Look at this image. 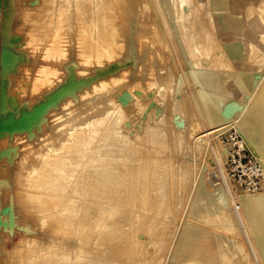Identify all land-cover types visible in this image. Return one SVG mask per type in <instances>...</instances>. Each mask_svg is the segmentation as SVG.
<instances>
[{"label":"rangeland","instance_id":"obj_1","mask_svg":"<svg viewBox=\"0 0 264 264\" xmlns=\"http://www.w3.org/2000/svg\"><path fill=\"white\" fill-rule=\"evenodd\" d=\"M85 1V12L80 22L91 36L107 34L105 40L99 41L105 47L112 43L111 31L107 27L111 20L115 21L121 33L118 36V46L111 56L102 54L97 57L95 42L98 40H90L89 35L87 41L90 46L87 48L92 51V57L85 58L80 53V40L77 37L74 40L65 37V27L58 28V35L64 39L66 55H54L57 53L58 42L52 33L59 24L52 20L46 23L53 31L48 40L51 51L45 55L42 34L40 27L35 25V17L40 11L44 12L49 7L48 4L51 8L54 7L50 0H5V6L0 10L1 41L7 39L12 50L25 54V57L18 58L3 78V90L7 96L4 115L8 122L0 141V264H20L17 253L29 240H35L37 248L42 251L49 250L50 245H60L59 241L71 244V237L58 234L51 219L42 225L34 212H28L21 198L26 188V173L30 167L40 164L42 154L47 153L52 145H58L68 137L67 130L70 127L78 123L87 126L90 120L103 117L106 110L113 111L118 105V110L106 118L103 124L94 126L98 130L94 143L101 141V138L104 140L106 127L111 126L110 123L120 116L115 127L129 134L128 138H135V156H143L144 159L151 156V160H157L166 166L165 190L168 199L160 207L153 205L152 209H145L131 238H117L112 243L118 244L116 252L123 254L129 264H184L179 258L178 248L184 245L190 232V229L185 230L188 229L187 226L194 228V234L203 235L208 229L219 228L207 220L208 215L191 211L190 203L199 192L201 184L208 189L221 186L224 171L227 180L231 182L229 184L233 193H242L227 172V153L223 152L221 160L214 153L215 148L222 149L226 146L222 140V132L237 130L244 137L248 148L264 163V98L259 99L254 114L251 112L255 104L254 95L262 91L264 65L248 64L240 67L226 55H220L216 43L208 54L201 53L199 65L216 69L223 84L227 85L232 80L225 77L224 71H243L254 82L251 91L242 94L241 98L227 97L222 104V122L215 120L211 123L205 113L206 101L200 93L201 90L210 91V86L202 84L210 75L205 68L198 69L190 62L188 50L184 51L178 35L171 29L170 18L162 0ZM191 1V6L185 5L184 10L187 12L199 6L197 9L200 14L195 9L191 10V25L187 31L201 35L207 28L216 33L199 0ZM178 5L177 2V9L184 11ZM50 11H55V7ZM242 12L243 10L236 8V19ZM198 28L201 30L198 31ZM31 33H37L40 37L38 44L30 42ZM216 40L221 39L216 37ZM34 54L38 55L37 62L30 59ZM73 55L79 62L74 70L75 80L71 86L68 85L69 88H65L66 91L56 94L69 83L71 76L62 61L68 62ZM220 58L223 61L219 63ZM112 62H116V68L110 67ZM41 63L47 65L50 76V80L45 83L40 79L35 80ZM102 83L105 85L102 86ZM226 85L223 91L228 92L229 87ZM165 87L169 88L168 91ZM173 102H179L176 108H173ZM226 108L230 109L226 111ZM244 119L247 127L241 124ZM215 125L219 126L213 128L211 134L204 139L200 138ZM152 130L161 131L162 138H156ZM180 135L186 136L190 143V147L184 151H179L176 144ZM154 139L156 142L153 143ZM179 163L189 165L190 172L189 181L178 200L179 184L173 176ZM248 197L249 195H241L236 199L246 230L238 228L227 232L244 246L241 255L236 260L210 258V251L215 250L216 245L219 246L221 239L209 234L198 242L204 248L198 255L202 264H264L260 252L264 238V208L254 212ZM257 214L261 216L260 220H257ZM92 242L90 240L86 246L90 251L94 246ZM108 246L109 243H105L101 249Z\"/></svg>","mask_w":264,"mask_h":264},{"label":"bare ground","instance_id":"obj_2","mask_svg":"<svg viewBox=\"0 0 264 264\" xmlns=\"http://www.w3.org/2000/svg\"><path fill=\"white\" fill-rule=\"evenodd\" d=\"M50 2L54 5L55 11L49 12L54 7L51 8L50 4H48L49 7L44 12L40 11V14L35 17V25L40 27L39 31L42 34L41 40L43 41L45 55L51 51L48 40L49 34L53 31L52 28L47 27L46 23L52 20L59 24H57L58 27L56 25V33H52L57 37L55 41L58 42L57 53H54V55H66V44L63 43L64 39L58 35V28L65 27L67 35L65 37H68L69 40H74L77 37L82 47L81 55L85 58H91L92 51L87 48L90 46L87 40H89L91 35L85 25L80 22L83 17L82 14L85 12L86 1L50 0ZM161 2L170 18L172 31L178 35V40L184 51L188 50L190 62L198 69L205 68L210 75L206 80L202 81V84L206 87L210 86V91L201 90L200 93L206 101L205 113L208 120L211 123L215 122V120L221 123L223 120L222 104L225 99L229 96L241 98L242 94L251 91L254 82L249 79V74L243 71H224L225 77L232 80L227 85L223 84L221 76H217L216 69H208L199 65L201 64L200 57L204 53L208 54L212 45L214 46V43H216L219 48L218 53L226 55L227 58L229 57L240 67L248 64L255 66L257 64L264 65V0H246L243 2L240 0H199L209 21L216 30V33H214L205 27L206 32L204 31L205 33L201 35L187 31L191 25V10L195 8L186 12L184 6L190 5L191 0H162ZM177 2L179 4L178 8H183L184 11L177 9ZM4 6L5 0H1L0 10ZM236 8L243 10L237 19ZM196 9L195 11L199 10ZM198 13L200 14L199 11ZM192 15L194 17V14ZM108 24L107 27L111 31L112 43L105 47L102 41H99L105 40L104 38L107 37V34L100 33L97 36L90 37V40H98L95 42L97 57L102 54L111 56L118 46V36L121 33L115 21L111 20ZM53 27L55 26L53 25ZM199 30L201 29L198 28ZM31 34L30 42L38 44L40 37L37 36V33ZM216 37L221 40H216ZM201 43L203 44L200 45ZM19 57H25V54L12 50L10 41L7 39L1 41L0 26V141L3 129L8 122L4 115L7 96H5L3 90V78L8 70L15 65ZM30 59L34 62L39 60L36 54ZM221 61L223 59L220 58L219 63ZM78 63V58L74 55L68 62L62 61L71 76L69 77V83L61 87L56 94L66 91L65 88L73 84L75 80L74 70ZM116 66V62L110 63L112 69L116 68ZM38 72L35 80L40 79L42 83L50 80L45 63L40 64ZM34 85H37L36 82H34ZM104 85L105 83H102V86ZM225 85L229 87L228 92L223 91ZM165 89L168 91L169 88L165 87ZM263 98L264 83L262 84V91L254 95L253 101L255 104H253V109H251L253 114L255 112L254 109H257L259 99ZM178 103H174L173 108H176ZM118 107H115L113 111L110 109L106 110L103 117L100 116L90 120L87 126H84V123H78L70 127L67 130L68 137L58 145H52L47 153L42 154L43 157L40 164L28 169L24 181L26 188L23 190L21 197L23 204L28 212H34L40 224L45 225L46 221L51 219L53 227L58 234H67L71 237V244L68 245L64 241H59L60 245H50L49 250L42 251L37 248L35 240H29L21 249L18 248L19 253L17 255L20 264H129L125 261L123 254L116 252L118 244L115 245L112 242H115L117 238H131L136 228V223L143 216L145 209H152L153 205L160 207L167 201L168 197L165 190L167 168L163 163L151 160V156L145 159L143 156H135V152H137L135 147L137 141L135 143V138L134 140L128 138L129 134L122 132L119 127H115V124L121 119L120 116L110 123L111 126L106 127L104 140L102 141L101 138V141L94 143L98 133L94 126L100 123L103 124L106 118L116 112V109L118 110ZM229 109L226 108V111ZM241 124L243 127H247L246 119ZM218 126L211 127L200 138L204 139L213 132V128ZM152 133L156 138H162L163 133L161 131L152 130ZM154 142H156L155 139L153 140ZM176 142L179 151H184L190 147L189 140L184 135H180ZM223 152H228L227 146L222 147V149H214L215 156L219 160H221ZM157 157L160 158L159 156ZM189 172V165L178 164V170L173 176L174 179L176 177L179 184L178 200L189 181ZM226 175L223 171L224 181L217 188L208 189L204 184H201L199 192L194 196L192 203H190L191 211H196L200 215H208L207 220L219 228H211L210 231L208 229L203 235L200 233L194 234V228L187 226L188 229L185 230L190 229V232L185 242H183L184 245L178 248L179 258L184 264H202V259L198 255L204 248L198 242L203 236L207 237L209 234L216 237L219 236L221 239L219 246L216 245V249L210 251V258L215 260L216 257H221V259L236 260L243 252L244 246L242 247L239 240L235 236L227 234V232L238 230V228L246 230L243 223V214L238 209L239 206H237L238 201L236 203L237 197L249 195L248 198L254 212L259 211L261 207L264 208V189L259 192H242L239 194L234 192V194L229 184L231 182L227 180L228 177ZM201 181H204L203 177ZM256 193L259 195H252ZM260 219L261 216L257 214V220ZM90 240H93L92 243L94 245L92 251L86 247ZM105 243H109V246L102 250L101 246ZM128 246L130 245L128 244ZM128 246L126 245V247ZM251 251L253 252V250ZM260 252L264 259V238L261 242Z\"/></svg>","mask_w":264,"mask_h":264},{"label":"built area","instance_id":"obj_3","mask_svg":"<svg viewBox=\"0 0 264 264\" xmlns=\"http://www.w3.org/2000/svg\"><path fill=\"white\" fill-rule=\"evenodd\" d=\"M228 147L226 169L238 189L242 192H259L264 189V163L247 146L237 130L221 134Z\"/></svg>","mask_w":264,"mask_h":264},{"label":"water","instance_id":"obj_4","mask_svg":"<svg viewBox=\"0 0 264 264\" xmlns=\"http://www.w3.org/2000/svg\"><path fill=\"white\" fill-rule=\"evenodd\" d=\"M0 3H1V0H0Z\"/></svg>","mask_w":264,"mask_h":264}]
</instances>
